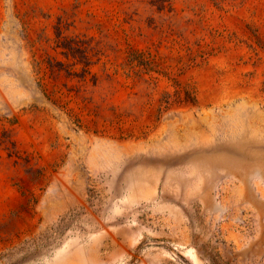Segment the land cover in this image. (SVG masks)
I'll list each match as a JSON object with an SVG mask.
<instances>
[{"label": "rangeland", "instance_id": "1", "mask_svg": "<svg viewBox=\"0 0 264 264\" xmlns=\"http://www.w3.org/2000/svg\"><path fill=\"white\" fill-rule=\"evenodd\" d=\"M0 264H264V0H0Z\"/></svg>", "mask_w": 264, "mask_h": 264}]
</instances>
